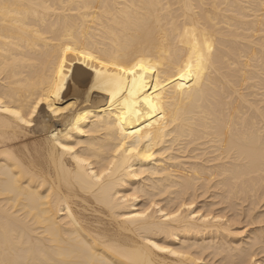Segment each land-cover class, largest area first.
I'll use <instances>...</instances> for the list:
<instances>
[{
  "label": "bare ground",
  "instance_id": "bare-ground-1",
  "mask_svg": "<svg viewBox=\"0 0 264 264\" xmlns=\"http://www.w3.org/2000/svg\"><path fill=\"white\" fill-rule=\"evenodd\" d=\"M0 264H264V0H0Z\"/></svg>",
  "mask_w": 264,
  "mask_h": 264
}]
</instances>
